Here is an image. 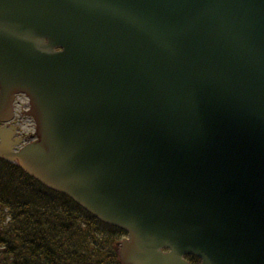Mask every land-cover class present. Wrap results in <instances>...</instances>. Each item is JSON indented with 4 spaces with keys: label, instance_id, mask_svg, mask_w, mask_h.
Wrapping results in <instances>:
<instances>
[{
    "label": "water",
    "instance_id": "water-1",
    "mask_svg": "<svg viewBox=\"0 0 264 264\" xmlns=\"http://www.w3.org/2000/svg\"><path fill=\"white\" fill-rule=\"evenodd\" d=\"M0 85L40 138L0 156L127 231L122 264H264V0H0Z\"/></svg>",
    "mask_w": 264,
    "mask_h": 264
},
{
    "label": "trees",
    "instance_id": "trees-1",
    "mask_svg": "<svg viewBox=\"0 0 264 264\" xmlns=\"http://www.w3.org/2000/svg\"><path fill=\"white\" fill-rule=\"evenodd\" d=\"M126 239L125 231L0 160V264H121Z\"/></svg>",
    "mask_w": 264,
    "mask_h": 264
},
{
    "label": "rangeland",
    "instance_id": "rangeland-1",
    "mask_svg": "<svg viewBox=\"0 0 264 264\" xmlns=\"http://www.w3.org/2000/svg\"><path fill=\"white\" fill-rule=\"evenodd\" d=\"M24 100L22 99V101H21V105H22V108L24 107ZM27 105H28V103L27 102H25ZM28 107V106H27ZM26 107V105H25V108H27ZM18 111H22L19 107H18ZM20 123L22 124V125H24L25 127H27V131L29 132V131H31L32 130V132H34L35 133V131H34V129H35V127H34V122L31 120V119H29V118H23L22 116H20Z\"/></svg>",
    "mask_w": 264,
    "mask_h": 264
},
{
    "label": "flooded vegetation",
    "instance_id": "flooded-vegetation-1",
    "mask_svg": "<svg viewBox=\"0 0 264 264\" xmlns=\"http://www.w3.org/2000/svg\"><path fill=\"white\" fill-rule=\"evenodd\" d=\"M13 125V124H12ZM5 125H3V124H0V128H2V127H4ZM14 128H15V126H13ZM16 131H17V129H16ZM17 134H18V132H17ZM17 137V136H16ZM17 138H21V137H17ZM21 147H19L18 149H20Z\"/></svg>",
    "mask_w": 264,
    "mask_h": 264
}]
</instances>
